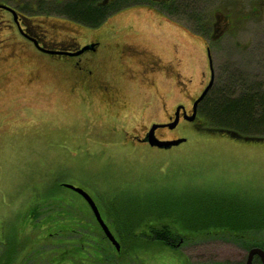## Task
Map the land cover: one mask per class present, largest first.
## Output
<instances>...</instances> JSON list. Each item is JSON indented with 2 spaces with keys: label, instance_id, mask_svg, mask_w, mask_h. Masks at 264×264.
Instances as JSON below:
<instances>
[{
  "label": "rangeland",
  "instance_id": "obj_1",
  "mask_svg": "<svg viewBox=\"0 0 264 264\" xmlns=\"http://www.w3.org/2000/svg\"><path fill=\"white\" fill-rule=\"evenodd\" d=\"M5 1L15 5L23 0L0 3ZM156 8L134 6L120 20L107 16L99 26L106 30L124 24L121 40L151 55V64L154 60L165 66L167 79L161 73H135L130 91H118L113 107H101L99 96L91 104L74 97L79 91L59 88L39 91L36 85L21 91L15 83L12 91H1L0 264H91L80 261L84 257L73 246L82 235L99 240L102 235L93 228L81 198L61 183L84 189L108 224L107 211L118 220L129 215L133 205L171 210L169 217L176 222L182 218L180 210L191 205L233 203L246 214L264 212V140L231 138L204 123L195 133L184 123L156 131L160 140L186 139L170 149L135 141L151 124L167 121L174 105H189L199 93L208 80L207 47L214 84L232 78L242 90L233 94L252 89L264 95V0H184L175 9ZM62 22L54 20L56 30L61 31ZM199 25L208 29L207 36L196 33ZM71 27L79 36L80 28ZM44 56L52 63L65 59ZM172 68L182 85H168ZM60 198L71 201L72 207ZM55 212L72 213L91 231L73 228L74 219H65L60 224L66 232L56 234L58 221L47 217ZM244 237L246 242L232 241L219 231L188 234L175 250L135 248L127 262L244 264L247 247L257 244L264 250V231ZM87 254L91 256L89 249Z\"/></svg>",
  "mask_w": 264,
  "mask_h": 264
},
{
  "label": "flooded vegetation",
  "instance_id": "obj_2",
  "mask_svg": "<svg viewBox=\"0 0 264 264\" xmlns=\"http://www.w3.org/2000/svg\"><path fill=\"white\" fill-rule=\"evenodd\" d=\"M83 1L88 4L89 17L94 15L98 18L106 14L118 21L134 6L152 8V11L156 12L159 10L156 8L158 6L175 9L184 0H142V2L140 0H23L16 2L15 5L7 1L0 3L7 8H0V11L4 12L0 13V95L1 91H12L11 85L15 83L21 85L19 89L21 91H25L28 86L38 85L39 91H54L55 88H59L60 91H79L74 97L76 99L80 97L83 102L89 99L88 102L91 104L94 96H99L103 100H99L101 107L103 104L113 107L117 101L118 91H130L129 82L134 81L135 73L142 77L147 76L146 73H161L162 78H166L165 66L159 65L154 60L151 64L147 60L152 58L151 55L147 56L144 51L121 40L126 31L124 24L111 25L106 30H102L99 25L91 26L74 21L71 18V5ZM89 17L87 20L92 19ZM55 19L65 21L61 23L59 29L61 31L56 30ZM72 25L80 28L79 36ZM68 27L72 28L69 32L66 31ZM57 36L59 38L56 39ZM84 48L86 50L79 53ZM44 55L65 59L52 63ZM135 63L136 68L133 67ZM168 78L170 87L182 85L179 73L174 68ZM209 79L208 67V80L200 87L199 93L189 101V105L182 103L174 105L172 113L167 116V121L165 120L164 123L173 121L175 109L183 106L184 110L178 113L176 127L186 123L191 126V132L198 133L203 130V121L198 113L199 104L192 121H187L185 117L189 118L192 115L193 102L201 94ZM64 184L69 183H61L60 187L76 194L73 190L65 188ZM81 200L88 208L86 202L82 198ZM101 218L117 240L108 222L102 215ZM92 221L93 228L99 230L105 237L93 215ZM82 227L85 228L84 224ZM105 239L113 247L106 237ZM182 242L183 240H180L179 246ZM255 261L261 264L257 257L253 258L252 264H257L254 263Z\"/></svg>",
  "mask_w": 264,
  "mask_h": 264
},
{
  "label": "trees",
  "instance_id": "obj_3",
  "mask_svg": "<svg viewBox=\"0 0 264 264\" xmlns=\"http://www.w3.org/2000/svg\"><path fill=\"white\" fill-rule=\"evenodd\" d=\"M71 9V18L82 24L98 26L107 18L106 14L98 18L94 15L89 17L88 4L85 1L72 4ZM88 17L92 19L87 20ZM196 33L205 37L208 29L199 25ZM232 91H242L237 90L232 78L222 85L213 83L198 107V113L203 123L212 129L230 130L241 137H258L264 140V95L253 93L252 89H246L245 91H250V93L245 96V91L239 94H233ZM58 201L66 203V207H72L71 201L62 198ZM36 208L31 210L32 215ZM149 208L143 205H133L131 213L118 220L110 211H107L105 216L110 221L109 225L120 245L119 252L108 244L102 234L101 240L91 235H82V239H79L77 245L73 246L74 252L84 257L80 261L85 260L91 264H128L127 259L134 253L135 248L146 249L148 245H151L175 250L179 247L180 240L187 239L188 234L219 231L230 235L232 241L244 240L246 242L245 235L264 231V212L253 211L246 214L245 209L233 203L231 205L220 203L210 206L191 205L186 210H180L182 217L180 222L169 217L172 216L171 210L152 211ZM184 213H188L189 216ZM47 217L51 221H58L56 234L66 232L60 224L65 219H74L72 221L73 228H83L81 220L73 218L70 212L69 214L55 212ZM256 220L263 221L259 223ZM175 222L177 227L174 225ZM86 227L85 231L90 232L91 228ZM97 231L100 233L99 230ZM255 245L250 247L262 248V246ZM247 248L249 249V247ZM88 249L91 251V256L87 254ZM254 263L259 264L258 261Z\"/></svg>",
  "mask_w": 264,
  "mask_h": 264
},
{
  "label": "water",
  "instance_id": "obj_4",
  "mask_svg": "<svg viewBox=\"0 0 264 264\" xmlns=\"http://www.w3.org/2000/svg\"><path fill=\"white\" fill-rule=\"evenodd\" d=\"M0 8L7 9L6 6H3V5H0ZM83 50H86V49L85 48L81 49L79 53H82ZM74 55H76V54H74ZM206 56H207V61H208V67L210 69V79H209L207 85L205 86V88L203 89V91L201 92V94L193 102L192 115L189 118L185 117V119L187 121H192L194 119L197 105L204 99V97L207 95L209 89L212 87V85L214 83V72H213V68H212V59H211V54H210L209 48L206 49ZM180 110H184V107L179 106L175 109L173 121L168 122V123H162V124H157V123L151 124V126L149 127L147 132L144 134V136L142 138L135 137V140L139 143H146L150 147L163 149V150L170 149L171 147L177 146V145L185 142L186 139H184V138L173 139V140H160L155 136V131L158 129L167 128V129L172 130L176 127V125L178 123V113ZM211 130L212 131H218L220 133H226L231 138H243L246 141H261V139L258 137H243V136L241 137L237 133L230 131V130L212 129V128H211ZM63 186L65 188H68V189L76 192V194H78L86 202V204H87L88 208L90 209L92 215L96 219V222L100 225L102 232L104 233L105 237L108 239V241L114 247V249L118 252L120 250V245H119L118 241L115 239V237L113 236V234L109 231L106 224L104 223L103 219L101 218V214H100L97 206L95 205L94 201L89 196V194L87 192H85L83 189L75 187V186L70 185V184H64ZM254 257H257L260 260L261 264H264V250L259 248V247H252L248 250L244 264H252Z\"/></svg>",
  "mask_w": 264,
  "mask_h": 264
}]
</instances>
